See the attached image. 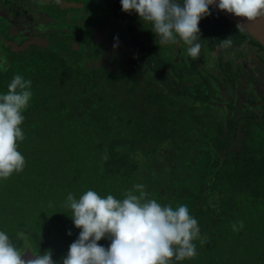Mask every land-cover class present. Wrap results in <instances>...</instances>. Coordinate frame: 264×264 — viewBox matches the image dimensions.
Segmentation results:
<instances>
[{
	"label": "trees",
	"instance_id": "trees-1",
	"mask_svg": "<svg viewBox=\"0 0 264 264\" xmlns=\"http://www.w3.org/2000/svg\"><path fill=\"white\" fill-rule=\"evenodd\" d=\"M112 1L122 13L120 0ZM198 28L199 56L206 44L222 52L243 44L264 55L258 42L211 9ZM129 33L149 61L156 51L152 32L135 24ZM90 58L38 50L0 69V94L16 75L31 81L32 92L18 142L25 167L0 179V231L22 253L51 251L54 264H62L81 231L67 206L70 193L79 199L94 190L123 199L143 185L147 199L187 205L198 222L197 255L171 264H264V153L233 147L239 134L197 117L196 105L207 106L209 80L194 72V87L187 88L184 75L176 92L161 96L139 88L131 75L88 64ZM222 63L218 70L228 74ZM259 135L243 138L246 150ZM98 244L107 249L111 239Z\"/></svg>",
	"mask_w": 264,
	"mask_h": 264
},
{
	"label": "flooded vegetation",
	"instance_id": "flooded-vegetation-1",
	"mask_svg": "<svg viewBox=\"0 0 264 264\" xmlns=\"http://www.w3.org/2000/svg\"><path fill=\"white\" fill-rule=\"evenodd\" d=\"M114 4L112 0H0V69L8 67L16 57L32 56L38 50L91 57L95 59L88 60V64L96 62L99 69L131 75L139 88L160 92L161 96L176 92L184 75L187 78L183 85L194 87V77L190 75L195 72L199 80H209L208 87L201 81L206 88L207 106L196 105L194 110L201 122L208 126L221 121L222 132L231 128L230 135L239 134L233 147L242 146L247 154L264 153L262 127L258 126L264 121V55L243 44L224 52L206 44L194 59L187 53L189 45L178 37L176 43H161L151 24H144L136 13L119 12ZM135 24L154 35L156 51L149 61L132 44L129 30ZM38 40L54 42V46L41 50L29 45L16 51ZM221 62L228 63V74L218 70ZM256 132L260 135L252 142L254 149L248 151L243 138Z\"/></svg>",
	"mask_w": 264,
	"mask_h": 264
},
{
	"label": "clouds",
	"instance_id": "clouds-1",
	"mask_svg": "<svg viewBox=\"0 0 264 264\" xmlns=\"http://www.w3.org/2000/svg\"><path fill=\"white\" fill-rule=\"evenodd\" d=\"M121 10L135 12L161 43H176L177 37L189 45L192 58L199 55V22L209 14V6L249 22L264 18V0H120ZM237 28H242L237 25ZM225 45L230 40H223ZM31 81L16 75L0 94V179L23 171L25 158L18 151V142L24 139L21 125L23 111L32 98ZM123 199L109 194L101 197L87 190L79 199L67 197L74 226L80 229L79 237L68 250L62 264H171L190 260L197 255L194 240L199 238L197 220L187 205L173 207L147 199L143 185H135ZM135 193H139L138 195ZM243 227V222H240ZM236 229L235 225L233 226ZM70 234V233H69ZM111 239L105 249L98 241ZM22 252L0 231V264H54L51 251L33 258L22 259Z\"/></svg>",
	"mask_w": 264,
	"mask_h": 264
},
{
	"label": "water",
	"instance_id": "water-1",
	"mask_svg": "<svg viewBox=\"0 0 264 264\" xmlns=\"http://www.w3.org/2000/svg\"><path fill=\"white\" fill-rule=\"evenodd\" d=\"M218 4V0H217ZM209 9L213 10L214 12L218 13L219 15L223 16L236 26L239 24L242 26L241 30L245 31L248 35H250L255 41L261 44L264 47V18H260L256 21L249 22L242 17H236L234 14L227 13L225 11L220 10L216 4L210 5ZM29 45H35L41 50H50L54 46V42L47 43L44 41H32L29 43H25L21 47H19L16 51H23L24 49L28 48ZM22 259L28 260L35 256L30 250H26L22 253Z\"/></svg>",
	"mask_w": 264,
	"mask_h": 264
}]
</instances>
